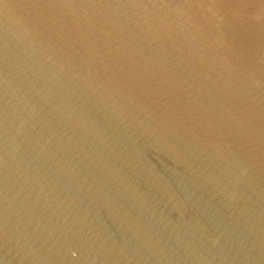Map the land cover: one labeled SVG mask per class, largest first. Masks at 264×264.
<instances>
[{
  "label": "water",
  "instance_id": "water-1",
  "mask_svg": "<svg viewBox=\"0 0 264 264\" xmlns=\"http://www.w3.org/2000/svg\"><path fill=\"white\" fill-rule=\"evenodd\" d=\"M0 264H264V0H0Z\"/></svg>",
  "mask_w": 264,
  "mask_h": 264
}]
</instances>
